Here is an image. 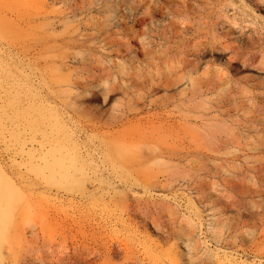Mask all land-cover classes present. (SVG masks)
<instances>
[{
  "label": "rangeland",
  "instance_id": "1",
  "mask_svg": "<svg viewBox=\"0 0 264 264\" xmlns=\"http://www.w3.org/2000/svg\"><path fill=\"white\" fill-rule=\"evenodd\" d=\"M0 264H264V0H0Z\"/></svg>",
  "mask_w": 264,
  "mask_h": 264
},
{
  "label": "bare ground",
  "instance_id": "2",
  "mask_svg": "<svg viewBox=\"0 0 264 264\" xmlns=\"http://www.w3.org/2000/svg\"><path fill=\"white\" fill-rule=\"evenodd\" d=\"M79 85L82 86V84ZM28 89H33L35 91L33 86H29ZM52 92L53 96H49L47 99H45V97H41L39 99L40 102H38L37 96H32L28 100L31 107L28 106L27 109L35 111L36 115L32 116L33 121L31 123L27 122L25 125L28 127L33 122H47L50 126H55L58 133L56 132V135H53L52 131L48 134L44 132L43 137L45 142L40 144V149L34 145L36 139L34 137L31 138L29 140V145L32 150L28 153H24V149H26L24 146L20 150V164L22 162L24 164L20 166H24V169H27L25 170L27 172L36 171V173L42 175L43 177L46 173H52L54 175L65 177L70 174L71 170H82L83 163L78 156L76 149L77 145L74 141H72L69 134L65 133L63 125L59 122L57 116H52L50 108L42 105L45 100L51 102V99L52 102L56 104L62 102L60 100L61 96L59 90H43L45 96L52 94ZM92 129L93 128L91 127V130ZM59 133L61 136H59ZM54 151H60L61 153L56 155L53 154ZM26 157L29 160H27ZM22 171L23 170H20L19 173L22 174Z\"/></svg>",
  "mask_w": 264,
  "mask_h": 264
}]
</instances>
